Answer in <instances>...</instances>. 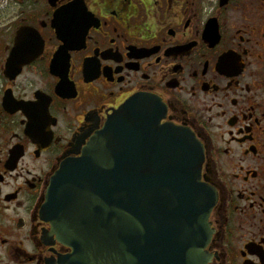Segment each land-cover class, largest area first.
Masks as SVG:
<instances>
[{
	"label": "flooded vegetation",
	"instance_id": "af4514ba",
	"mask_svg": "<svg viewBox=\"0 0 264 264\" xmlns=\"http://www.w3.org/2000/svg\"><path fill=\"white\" fill-rule=\"evenodd\" d=\"M136 96L202 148L209 264H264V0H0V264L73 263L51 181Z\"/></svg>",
	"mask_w": 264,
	"mask_h": 264
},
{
	"label": "water",
	"instance_id": "95a60500",
	"mask_svg": "<svg viewBox=\"0 0 264 264\" xmlns=\"http://www.w3.org/2000/svg\"><path fill=\"white\" fill-rule=\"evenodd\" d=\"M156 105L129 100L52 179L44 217L72 264H209L217 196L199 183L202 148Z\"/></svg>",
	"mask_w": 264,
	"mask_h": 264
}]
</instances>
